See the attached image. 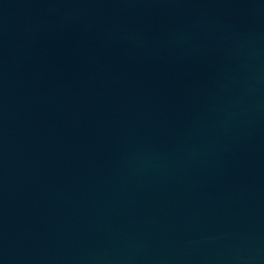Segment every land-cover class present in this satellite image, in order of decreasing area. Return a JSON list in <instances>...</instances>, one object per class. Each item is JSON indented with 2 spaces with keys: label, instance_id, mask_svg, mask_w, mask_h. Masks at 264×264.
<instances>
[{
  "label": "water",
  "instance_id": "1",
  "mask_svg": "<svg viewBox=\"0 0 264 264\" xmlns=\"http://www.w3.org/2000/svg\"><path fill=\"white\" fill-rule=\"evenodd\" d=\"M0 264H264V0H0Z\"/></svg>",
  "mask_w": 264,
  "mask_h": 264
}]
</instances>
